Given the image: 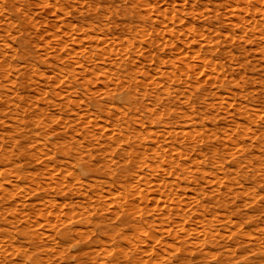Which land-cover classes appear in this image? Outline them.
Wrapping results in <instances>:
<instances>
[{
  "label": "rangeland",
  "instance_id": "374dc122",
  "mask_svg": "<svg viewBox=\"0 0 264 264\" xmlns=\"http://www.w3.org/2000/svg\"><path fill=\"white\" fill-rule=\"evenodd\" d=\"M0 264H264V0H0Z\"/></svg>",
  "mask_w": 264,
  "mask_h": 264
}]
</instances>
